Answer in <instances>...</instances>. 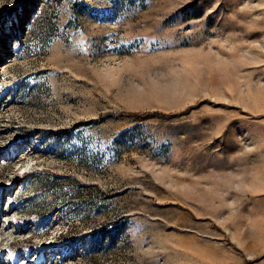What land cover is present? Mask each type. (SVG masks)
Listing matches in <instances>:
<instances>
[{"label":"rangeland","instance_id":"1","mask_svg":"<svg viewBox=\"0 0 264 264\" xmlns=\"http://www.w3.org/2000/svg\"><path fill=\"white\" fill-rule=\"evenodd\" d=\"M0 264H264V0H0Z\"/></svg>","mask_w":264,"mask_h":264},{"label":"bare ground","instance_id":"2","mask_svg":"<svg viewBox=\"0 0 264 264\" xmlns=\"http://www.w3.org/2000/svg\"><path fill=\"white\" fill-rule=\"evenodd\" d=\"M7 210H8V211H11V208L8 207ZM10 215H12V211L10 212Z\"/></svg>","mask_w":264,"mask_h":264},{"label":"trees","instance_id":"3","mask_svg":"<svg viewBox=\"0 0 264 264\" xmlns=\"http://www.w3.org/2000/svg\"><path fill=\"white\" fill-rule=\"evenodd\" d=\"M135 119H140L141 117L140 116H134Z\"/></svg>","mask_w":264,"mask_h":264}]
</instances>
